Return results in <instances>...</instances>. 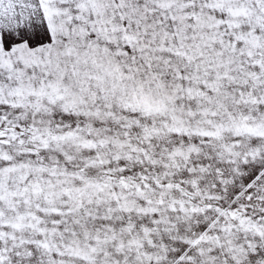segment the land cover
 <instances>
[{
  "label": "snow or ice",
  "instance_id": "snow-or-ice-1",
  "mask_svg": "<svg viewBox=\"0 0 264 264\" xmlns=\"http://www.w3.org/2000/svg\"><path fill=\"white\" fill-rule=\"evenodd\" d=\"M0 264H264V0H0Z\"/></svg>",
  "mask_w": 264,
  "mask_h": 264
}]
</instances>
